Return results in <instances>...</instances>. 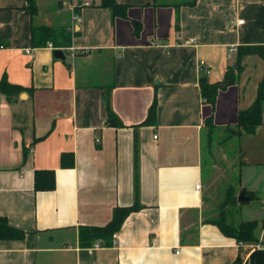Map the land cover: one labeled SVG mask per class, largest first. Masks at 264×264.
Instances as JSON below:
<instances>
[{
	"label": "crops",
	"instance_id": "crops-1",
	"mask_svg": "<svg viewBox=\"0 0 264 264\" xmlns=\"http://www.w3.org/2000/svg\"><path fill=\"white\" fill-rule=\"evenodd\" d=\"M115 1L127 17L91 5L100 0H34L30 18L26 0H0V78L30 87L12 102L0 92V215L26 231L0 240V264H230L240 250L241 264H264V223L260 242L239 244L209 220L230 185L217 170L234 136L206 145L220 181H205L202 163L205 119L220 134L235 124L255 97L264 59L244 56L238 83L220 87L213 107L200 92L235 66L238 45H264V0ZM31 24L70 33L63 59L31 46ZM109 83L114 118L105 111ZM154 97V123L139 125ZM62 153L70 165H61ZM244 164L236 196L240 187L264 195V164ZM35 169L53 170V189L34 190ZM135 200L143 208L110 240L91 234L113 206Z\"/></svg>",
	"mask_w": 264,
	"mask_h": 264
},
{
	"label": "trees",
	"instance_id": "trees-1",
	"mask_svg": "<svg viewBox=\"0 0 264 264\" xmlns=\"http://www.w3.org/2000/svg\"><path fill=\"white\" fill-rule=\"evenodd\" d=\"M28 3V9L30 18H32L37 13V6L34 0H26ZM196 0H189L185 2L187 5H194ZM184 3V4H185ZM99 7H109L111 10V15L113 17H127L126 15V4H119L115 0H100L98 4ZM180 4H177V6ZM76 12V11H75ZM78 12V8H77ZM77 14V13H76ZM139 24V23H138ZM138 24L134 26L135 33L138 32ZM135 25V23H134ZM74 33H78L75 31ZM31 34V46L35 48H42V46H47L48 42H51L52 48L58 49L59 47H63L67 49L70 46V36L69 32L61 26L53 27L48 25L35 26L31 24L30 27ZM255 54L260 58L264 59V45L250 44V45H238L236 49V64L235 66H228L223 73V78L221 81L216 83H209L206 80L200 84V92L203 101L210 104L211 107L214 106L215 100L218 95V89L224 86L233 85L238 83L240 79V72L243 69L242 58L244 56ZM113 87V83H109L108 86L105 87V111H107V117L114 118L113 112L110 110V89ZM30 89V87H24L18 83H9L6 80V77L2 75L0 78V92L4 95L5 99L8 102H12L16 99L20 92H24L25 90ZM256 94L252 102L245 108H239L237 112L236 122L234 125H227L221 127L224 135L221 137V141L227 140V138L231 136L240 135L242 132L253 134L256 127L262 125L263 115H264V75L258 81L256 86ZM156 107V97H154L153 101L148 107V112L146 117L141 121V124H149L154 123L155 121V110ZM204 124L208 127L207 136L210 135V138L207 139L209 141H213L212 135L219 131V128L213 124L211 117L205 119ZM235 126V130L231 127ZM220 129V130H221ZM220 141V142H221ZM134 165H133V174H134V186L133 190L135 196L137 195V181H138V158H137V136L134 134ZM212 146V145H211ZM211 149V147H209ZM66 153H62L60 161L61 165H70L68 161L65 160ZM33 188L34 190H50L54 188L55 185V177L52 169H35L33 173ZM240 191L243 195L247 196V199L244 201H248L255 197L254 192L246 189L245 187H240ZM244 201H238L237 196L235 195V188L228 186L227 190L224 194L223 202H221L219 207L218 216L214 219H209L212 223H214L219 231L223 235H227L235 239V241L239 244L243 243H251L257 244L259 241L258 236L255 234V229L258 224L257 220H245L240 219V221H236L232 218L233 213H237L239 211L240 205ZM143 206L140 205L136 200L127 206L115 205L112 209L111 218L106 222V224L102 226L96 227H88L91 234L97 238H103L106 240H110L115 231H117L123 224V221L128 216L130 212L138 211L142 209ZM26 234V231L19 227H15L9 224L7 218L5 216L0 215V240H17L23 238ZM264 245V242H261ZM240 250V249H239ZM243 251L237 254L234 260L230 264H241L243 259Z\"/></svg>",
	"mask_w": 264,
	"mask_h": 264
},
{
	"label": "rangeland",
	"instance_id": "rangeland-1",
	"mask_svg": "<svg viewBox=\"0 0 264 264\" xmlns=\"http://www.w3.org/2000/svg\"><path fill=\"white\" fill-rule=\"evenodd\" d=\"M223 135L224 133H213V141L208 140V142L207 139L210 138V135L204 137L202 150L204 180L206 181L207 179L211 178V176H214L216 177L217 181H220L222 179L219 175L220 173L223 177H226L228 179V183H230L229 186L235 188L236 195L238 190L235 186L239 181V176L242 172L240 170H242V167L245 165L244 163H248V165H253L255 162L264 164V126L253 134L242 132L240 135L234 136L233 141L227 142L223 146L224 153L227 155V157L218 164V173L216 171H211V169L208 167L209 164H213V160L211 158L212 156L209 153L208 149L210 150L209 147H211V145H213L217 140H220ZM206 145H208V149ZM255 173L256 171L253 169L248 171L249 176H254ZM253 192L255 197L244 202L245 204L243 203L241 205L239 211L237 213H233L232 218L236 221H240V219L247 220L251 218H257L256 220L258 224L255 229V234L257 235L259 230L263 229L264 195L261 193V191L256 189ZM221 202H223V200Z\"/></svg>",
	"mask_w": 264,
	"mask_h": 264
},
{
	"label": "water",
	"instance_id": "water-1",
	"mask_svg": "<svg viewBox=\"0 0 264 264\" xmlns=\"http://www.w3.org/2000/svg\"><path fill=\"white\" fill-rule=\"evenodd\" d=\"M53 55H54V57L55 58H60V59H63L64 58V54H63V51H62V49H60V48H58V49H55L54 51H53ZM236 64V63H235ZM234 64V65H235ZM221 86H224V84H222ZM108 123H110V125L112 124V120L111 119H109L108 120ZM232 129H236L235 128V126H232ZM213 152H214V150H213ZM214 155H216V153L214 152ZM216 158H218V155H216ZM247 199V196H245V195H243V193L242 192H240L239 193V196L237 197V200L239 201V200H246Z\"/></svg>",
	"mask_w": 264,
	"mask_h": 264
},
{
	"label": "built area",
	"instance_id": "built-area-1",
	"mask_svg": "<svg viewBox=\"0 0 264 264\" xmlns=\"http://www.w3.org/2000/svg\"><path fill=\"white\" fill-rule=\"evenodd\" d=\"M71 10H73V7L71 8ZM72 17L74 18V19H77V16H76V14L75 13H73L72 14ZM240 23H242V20H238V21H236V24H240ZM48 47H51V43H47L46 44ZM28 51V50H27ZM206 72H208V70H205ZM155 137V136H154ZM98 141H99V139H98V137H95V142H97L98 143ZM199 187V185L197 184V185H195V188H198Z\"/></svg>",
	"mask_w": 264,
	"mask_h": 264
}]
</instances>
